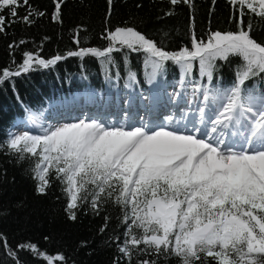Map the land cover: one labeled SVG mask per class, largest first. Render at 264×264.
<instances>
[{
  "label": "snow or ice",
  "instance_id": "obj_1",
  "mask_svg": "<svg viewBox=\"0 0 264 264\" xmlns=\"http://www.w3.org/2000/svg\"><path fill=\"white\" fill-rule=\"evenodd\" d=\"M62 2L56 3L53 20L59 19ZM107 2L110 16L113 0ZM227 2L233 10L229 19L235 31L209 29L201 37L193 18L189 44L175 51L167 50L163 40L126 24L105 29L102 39L107 46L103 49L80 47L50 59L26 51L15 70H0L2 84L67 57L92 56L107 71L116 66L113 54L122 53L128 80L135 83L129 56L136 53L144 55L150 80L169 63L180 69L181 86L197 66L199 75L206 78L207 83L197 88L202 101L195 119L184 113L179 118L165 116V122L155 126L143 118L139 125L85 118L45 126L35 124L30 114L38 131L12 133L6 141L19 161H33L39 194H45L54 181L62 185L69 219H77L81 208H90L95 215L108 205L120 209L122 237L115 236L112 242L125 264H133L134 254L136 264H158L161 256L175 257L179 264H264V91L246 86L254 78L264 80V42L252 35L253 18L264 21V0ZM169 3L195 7L194 0ZM25 5L28 14L20 17L18 8ZM33 15L44 13L31 9L29 0H0V33L18 21L32 24ZM236 58L239 63L231 86H217L216 79H222L220 69ZM103 219L101 233L107 231L111 217ZM0 242L20 264L2 235ZM17 247L31 251L46 264H66L62 253L46 254L31 243ZM141 255L146 258L140 259ZM114 264H120V259Z\"/></svg>",
  "mask_w": 264,
  "mask_h": 264
},
{
  "label": "trees",
  "instance_id": "obj_2",
  "mask_svg": "<svg viewBox=\"0 0 264 264\" xmlns=\"http://www.w3.org/2000/svg\"><path fill=\"white\" fill-rule=\"evenodd\" d=\"M57 2L59 0H29L31 9L44 15H33L34 22L30 25L20 21L6 25L5 32L0 33V70H15L26 51L50 59L58 54L65 56L68 51L80 47L103 49L107 46V41L102 39L105 29L126 24L157 41L163 40V46L169 51L189 44L193 18L196 33L201 37L209 29L236 30L235 23L229 19L233 10L227 0H216L215 4L212 0H194V8L183 3L173 6L169 0H113L110 16L107 0H63L60 17L53 20ZM28 11V5L19 7L18 15L22 17ZM166 12L172 15L166 16ZM253 26L254 38L264 42V21L254 17ZM21 40L25 43L21 44ZM113 55L116 66H109L107 71L95 57H67L47 69L35 67L0 84V235L16 251L20 264H46L31 251L17 247L26 243L35 244L40 251L53 256L62 253L66 264H114L117 258L120 264H125L116 243L112 242L113 237H122L123 232L118 225L121 215L118 207L108 205L100 215H95L90 208H81L77 211V219H69L65 211L67 196L62 185L54 181L45 194H39L37 181L33 179V161L29 158L19 161L6 146L12 131L30 114L43 117L51 107L66 100L81 99L85 93L98 96L111 89L143 91L151 85L181 86L178 66L169 63L162 74L150 80L144 55L136 53L129 56L130 67L136 72V82L130 83L123 54ZM237 63L238 58L223 65L218 73L222 79L215 81L217 86H231ZM191 82L198 88L207 83L206 78L199 75L198 66L183 86H189ZM126 84L130 86L126 87ZM246 86L261 92L264 91V80L254 78L246 82ZM105 215L111 219L107 231L101 233ZM136 258L134 254L133 264H136ZM139 258L146 257L141 255ZM0 264H16L2 242ZM158 264H179V261L175 257L161 256Z\"/></svg>",
  "mask_w": 264,
  "mask_h": 264
},
{
  "label": "rangeland",
  "instance_id": "obj_3",
  "mask_svg": "<svg viewBox=\"0 0 264 264\" xmlns=\"http://www.w3.org/2000/svg\"><path fill=\"white\" fill-rule=\"evenodd\" d=\"M195 83H192L187 87H175V86H166L163 87L162 85L160 86H148L149 87V91H148V95L147 97L142 94V92H138L140 93L139 95H133V92H131V90L126 91V93H119L118 90L115 89H111V91H105L102 94L98 95V96H94L90 93H85L83 94L80 100L75 101V100H69V103H65L63 102V104L59 105V106H55L52 107V109L49 110V112L46 114V116L41 117V118H35V124H43L45 126L47 125H60V124H64V123H71V122H75L79 119H85V118H93L90 116L89 112H86L83 110L82 115H78L77 117L74 118H62L59 117V115H55V114H59L61 111H63L68 105H71L73 103H80V104H86L89 101H93L92 103L96 102L101 106L102 103L104 102V100H111V101H117L122 99L124 106L125 104L128 102L129 104H133L135 103V101L137 102V100H139L141 98H148L151 99L153 97H156L157 100H164V101H175L176 99L179 100V98L182 100V105L183 106H178L175 110V112H178L177 114H174L172 112V110L169 111V113L167 114H161L160 115V119L162 120V123H164V117L168 116V115H174L176 118H179L180 116H182L184 113H187L188 116L190 117V119H195L196 116L198 115L197 112V108L198 106H200L201 101H202V94L201 92L197 91V88L194 85ZM126 89V88H124ZM140 91V90H138ZM177 93H179V95H176ZM124 94V95H123ZM138 95V96H137ZM80 101V102H79ZM86 106V105H85ZM188 110H190V113H188ZM125 107L122 108V111L120 112V116L119 115H110L106 118H104L107 122L109 123H123V122H127L130 124H134V125H139L141 123V115L138 116L137 118H131L130 120H128V116H126V112H125ZM51 115V116H50ZM115 116V117H114ZM145 123H147L146 121H144ZM23 131H32V132H36L38 131V128L33 124V121L30 120L29 118H27L26 120H24L22 123H20V125L18 126V128L12 131V133H21Z\"/></svg>",
  "mask_w": 264,
  "mask_h": 264
},
{
  "label": "bare ground",
  "instance_id": "obj_4",
  "mask_svg": "<svg viewBox=\"0 0 264 264\" xmlns=\"http://www.w3.org/2000/svg\"><path fill=\"white\" fill-rule=\"evenodd\" d=\"M149 88L144 87L142 94H144L146 97L148 95ZM122 93V92H120ZM123 93H126L124 91ZM140 94V93H136ZM124 95V94H123ZM137 95V96H138ZM141 98L135 101L133 104H129L128 102L125 104L123 103V100H117L115 101H109L104 100L101 106H98L99 104L93 101H89L86 104H80V103H73L71 105H68L63 111H61L59 114V117L62 118H74L78 115H82L83 110L86 112H89L90 116L93 118H101L104 119L112 114L119 115L122 111V108L125 107L126 116H128V120L131 118H137L141 115V118H143V121L149 122L151 121L152 125H159L162 124V120L160 119L161 114H167L170 110L174 111L172 113L177 114L178 112H175L176 108L182 105V100L179 98L175 101H164L163 99L157 100L156 97H153L151 99L148 98ZM86 105V106H85ZM188 113H190V110H188ZM51 116V115H50ZM115 117V116H114ZM190 119V117H189ZM130 123V122H129Z\"/></svg>",
  "mask_w": 264,
  "mask_h": 264
}]
</instances>
